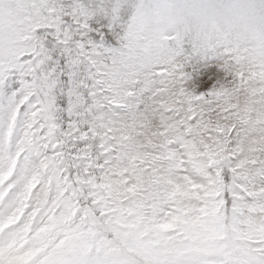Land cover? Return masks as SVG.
<instances>
[{
	"label": "snow or ice",
	"instance_id": "6c2138e0",
	"mask_svg": "<svg viewBox=\"0 0 264 264\" xmlns=\"http://www.w3.org/2000/svg\"><path fill=\"white\" fill-rule=\"evenodd\" d=\"M0 264H264V0H0Z\"/></svg>",
	"mask_w": 264,
	"mask_h": 264
}]
</instances>
